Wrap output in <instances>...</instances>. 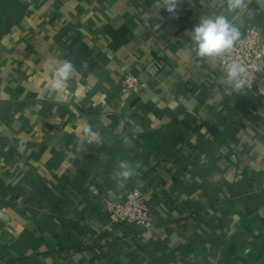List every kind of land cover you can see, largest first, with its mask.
Wrapping results in <instances>:
<instances>
[{
  "label": "crops",
  "instance_id": "crops-1",
  "mask_svg": "<svg viewBox=\"0 0 264 264\" xmlns=\"http://www.w3.org/2000/svg\"><path fill=\"white\" fill-rule=\"evenodd\" d=\"M246 2L180 0L173 15L155 0H0V264H264V57L237 93L191 51L221 13L264 48V0ZM65 59L76 71L56 93ZM127 73L140 92L123 91ZM122 160L139 175L117 180ZM131 185L149 229L109 221L104 202Z\"/></svg>",
  "mask_w": 264,
  "mask_h": 264
},
{
  "label": "clouds",
  "instance_id": "clouds-1",
  "mask_svg": "<svg viewBox=\"0 0 264 264\" xmlns=\"http://www.w3.org/2000/svg\"><path fill=\"white\" fill-rule=\"evenodd\" d=\"M227 13L237 10H248L246 0H225ZM180 0H155L154 6L164 8L167 12L175 15ZM251 14V11L249 10ZM191 32V51L198 60H208L226 57L230 54L237 42L241 38L239 27L229 20L224 13L215 16H202ZM82 67H87V62L82 61ZM76 71L75 65L70 60L52 61L50 89L60 93L73 73ZM223 82L230 91L240 93L247 84L246 67L239 61L233 59L226 62L224 67ZM82 135L85 138L93 139L97 144H102L103 140L98 132H94L90 124L84 123L81 126ZM107 159V157H105ZM140 162H130L122 160L118 162V171L114 173L119 181L126 182L139 175Z\"/></svg>",
  "mask_w": 264,
  "mask_h": 264
},
{
  "label": "built area",
  "instance_id": "built-area-1",
  "mask_svg": "<svg viewBox=\"0 0 264 264\" xmlns=\"http://www.w3.org/2000/svg\"><path fill=\"white\" fill-rule=\"evenodd\" d=\"M263 54L264 48L260 29H245L241 33V38L234 50L226 57L215 59L217 64L216 73L222 78L226 62L235 59L247 69V84L244 89L253 91L261 80ZM122 85L124 92L133 93L140 92L143 87L139 80L129 73L124 76ZM8 168L9 166L0 160V176ZM92 193L95 194L96 191L93 189ZM104 207L112 224H126L143 230L151 227V212L146 203L143 188L140 185L127 187L120 202L107 200L104 202Z\"/></svg>",
  "mask_w": 264,
  "mask_h": 264
}]
</instances>
